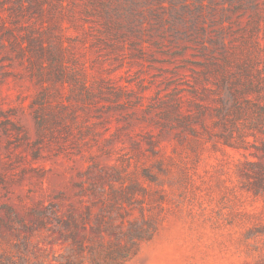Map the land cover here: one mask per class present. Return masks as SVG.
I'll list each match as a JSON object with an SVG mask.
<instances>
[{"label":"rangeland","instance_id":"rangeland-1","mask_svg":"<svg viewBox=\"0 0 264 264\" xmlns=\"http://www.w3.org/2000/svg\"><path fill=\"white\" fill-rule=\"evenodd\" d=\"M0 264H264V0H0Z\"/></svg>","mask_w":264,"mask_h":264}]
</instances>
